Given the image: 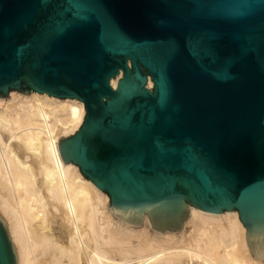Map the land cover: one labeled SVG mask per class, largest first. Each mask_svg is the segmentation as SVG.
<instances>
[{"label": "water", "instance_id": "water-1", "mask_svg": "<svg viewBox=\"0 0 264 264\" xmlns=\"http://www.w3.org/2000/svg\"><path fill=\"white\" fill-rule=\"evenodd\" d=\"M10 90L84 102L59 150L120 219L237 210L264 259V0H0ZM0 264H18L1 216Z\"/></svg>", "mask_w": 264, "mask_h": 264}, {"label": "bare ground", "instance_id": "bare-ground-1", "mask_svg": "<svg viewBox=\"0 0 264 264\" xmlns=\"http://www.w3.org/2000/svg\"><path fill=\"white\" fill-rule=\"evenodd\" d=\"M121 77L111 79L113 88ZM84 117L77 98L33 90L0 98V216L18 264H264L251 254L237 210L188 205L190 217L176 232L152 228L145 212L141 225L117 217L108 194L59 150Z\"/></svg>", "mask_w": 264, "mask_h": 264}, {"label": "rangeland", "instance_id": "rangeland-1", "mask_svg": "<svg viewBox=\"0 0 264 264\" xmlns=\"http://www.w3.org/2000/svg\"><path fill=\"white\" fill-rule=\"evenodd\" d=\"M188 205H190V204L187 203V208H188ZM165 230H169V229L168 228H165ZM169 231H171V230H169ZM173 232H176V231H173Z\"/></svg>", "mask_w": 264, "mask_h": 264}]
</instances>
